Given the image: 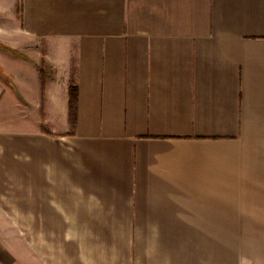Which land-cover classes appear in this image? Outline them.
<instances>
[{
    "label": "crops",
    "instance_id": "1",
    "mask_svg": "<svg viewBox=\"0 0 264 264\" xmlns=\"http://www.w3.org/2000/svg\"><path fill=\"white\" fill-rule=\"evenodd\" d=\"M11 201L32 264H264V0H0Z\"/></svg>",
    "mask_w": 264,
    "mask_h": 264
},
{
    "label": "rangeland",
    "instance_id": "2",
    "mask_svg": "<svg viewBox=\"0 0 264 264\" xmlns=\"http://www.w3.org/2000/svg\"><path fill=\"white\" fill-rule=\"evenodd\" d=\"M0 208L8 209L11 213L17 215L19 213L23 214V216L11 218L0 216V239L24 259L27 264H32V202H0ZM14 227L24 228L26 233L18 235Z\"/></svg>",
    "mask_w": 264,
    "mask_h": 264
},
{
    "label": "trees",
    "instance_id": "3",
    "mask_svg": "<svg viewBox=\"0 0 264 264\" xmlns=\"http://www.w3.org/2000/svg\"><path fill=\"white\" fill-rule=\"evenodd\" d=\"M76 98V87L74 84L71 83L70 85V107L72 108L75 103Z\"/></svg>",
    "mask_w": 264,
    "mask_h": 264
}]
</instances>
